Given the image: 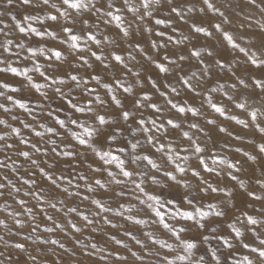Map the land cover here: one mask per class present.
<instances>
[{
  "label": "rangeland",
  "instance_id": "obj_1",
  "mask_svg": "<svg viewBox=\"0 0 264 264\" xmlns=\"http://www.w3.org/2000/svg\"><path fill=\"white\" fill-rule=\"evenodd\" d=\"M116 2L119 6L121 0H116ZM131 2L137 6L139 5V0H131ZM212 2L224 12V17L208 11L202 0H174V5L179 4L185 9L189 6L193 8L192 12L186 14L187 23H185L178 19L175 14L170 13V6L166 0H161V5L155 7L153 17H146L142 23L137 22L141 29L151 28L153 31L151 34L141 31L131 38L140 43L144 51L140 52L139 49H132L131 51L136 56V60L128 61L129 67L133 68V71L139 70L141 72L140 77L137 78L131 74L124 73V79L121 81L124 87L132 88V93H125L123 88H116L115 91L117 97L124 102V108L131 109L135 113L132 118L125 122L119 117L121 109L114 105L110 99L111 94H106L107 90L102 87L103 83L111 82L114 77H120L123 69L114 66L106 71L102 66L98 65L94 58L87 57V52L76 53L67 43L62 44L60 42L65 36L62 26L66 23L63 18L59 17L57 12V8L61 11L63 10L62 0H50L49 5H44L42 0H33L32 5H23L21 0H14V3L10 6L7 4V0H0V13L3 14L0 15V29L3 30L0 31V45H3L7 40L13 41V44L9 46L10 52H5L3 47H0V61H4V63H0V68L11 66L18 68L21 72L27 69L28 75L32 77V81H28L24 75L16 76L11 72H0V83L10 85L9 88H0V92L4 93V95L0 96V104L11 109L9 113H5L3 109H0V119H7L9 124L20 129L23 137L30 139L32 143H36L38 147H50L45 143L47 136L43 138L35 136L32 128L39 130V124L45 122L48 126L56 127L55 120L49 118L46 113L51 109L64 108V111H57L55 115H58L61 119H66L69 109L54 92V88L59 85L41 90L48 94L47 99L31 87L33 83H44L40 74L33 70L34 65L39 64L42 71H46V74L53 76L63 75L67 72H78L83 77L99 74L102 77L100 85L92 81L88 87L96 88L97 94L106 101V105L101 106L93 103L92 107L101 115L107 112L109 116L116 120V123L107 127L104 136H99L94 140V143L101 150H109L110 148L113 154L120 156L121 159L126 161L128 170L157 175L160 181L159 186L151 184L145 179L143 185L145 190L150 193L160 194L164 199L177 198L176 205L166 206L162 209L166 213L165 220L177 231L182 226L188 229L180 233L179 239H177L173 232L163 227V224L151 222L150 217L154 219V213L135 198L136 196H140L141 199L144 198L143 194L139 193L138 190L134 191L135 185L132 181L139 183L141 179L137 175L127 179L124 187L126 192L124 197L113 195V191H118L120 186L110 184V178L106 172L96 173L92 171V168L103 165L105 169L117 173L118 178H120L117 164L114 162L111 165H104L103 161H100L95 153L77 142L73 144V150L83 152L84 155L78 157L72 164L78 163L80 165L79 168H65L64 165L69 163V161L65 158L56 160L51 153L49 157L42 158L39 153L33 152V158L41 159V167H45L43 160H48L49 164L55 161V168L47 169L48 171L54 176H59L63 172L66 178H75L74 183H80L81 197H69L65 200V203L67 207H76L78 211L89 215V218L93 219L95 223L92 226L85 227L79 233L71 230L70 226L67 225L63 232L57 230L55 233H44V225H50L51 222L47 221L41 215L39 209L35 207L37 204L36 200L31 196L26 197L23 195L25 191L29 190V186L23 185L19 181L17 173L11 172L10 169H0V182H2L4 175H8L9 179L21 188L18 198L27 200V206L33 207V214L36 216L35 221L29 220L26 215L20 217L27 222L25 228L19 229L21 232L20 236H8L7 230L3 228H0V235H5V238L10 242L24 243L27 252L37 256L40 264H166L165 257L173 260L175 264H217L216 257L219 258V264H234L237 261L240 264H247L245 257L252 260L253 264H264V257H260L258 254L259 250H264V244L261 243V241H264V199H254L249 196L251 192L257 196L264 197V186L257 183L258 180L264 181V153H259L258 149V146L264 143V135L260 134L254 127L257 123L264 127V116L259 115V113L264 112V90L257 86L256 83L257 80L264 83V67L257 68L251 64L249 59V56L254 54L258 61H264V0H256L255 4L250 3V0H212ZM51 4H56L57 8H52ZM201 7L205 8L204 12L199 11ZM142 13L143 9H141ZM49 15H57L58 19L55 21L50 20L47 18ZM73 15H76V13L73 12ZM25 16H38L40 19L26 21L24 19ZM125 16L127 20H133V16L130 13L125 12ZM12 17H15V19ZM157 18L165 19L166 21L170 20L171 27L156 25L155 19ZM80 19H89V23L93 26L99 24L98 28L93 27V31L98 38L109 36L120 42L116 36L114 25H105L103 22L92 18L89 13L83 14L82 17L77 16V23L74 26V30L77 33H81ZM193 23L205 27L211 35L194 33L190 27ZM29 24L41 32H55L56 38L47 35L41 38L31 32L21 33L19 31V27L27 28ZM216 24H220L223 31L230 32L236 43L248 50V55L240 52L239 49L229 46L223 38V32L215 28ZM172 28H177L178 31L173 33ZM161 31L166 34L163 39L155 35L156 32ZM168 36L173 37L172 43L168 42ZM184 36L188 37V41H183L180 45L174 44L176 39L183 40ZM152 40L168 44L166 50L169 52H183L187 55L188 49L193 45L202 51L204 63L209 65L207 73L201 74L198 71L199 68H203V65H199L194 58L184 62L185 71H197V76L193 78L192 82L197 85V91L200 95H195L185 86L178 83L174 75L168 76L157 73L147 56H152L154 60H158L166 50L161 49L157 53L150 46V41ZM89 44H91L90 41ZM120 44L121 47L118 51L123 52L126 44L124 42H120ZM17 45H22V47H17ZM113 47L115 45L105 47V54L111 51ZM28 48L43 50V55L38 52V55L33 57L28 52ZM91 50L95 51L97 49L93 46ZM209 50L214 55L208 56L207 52ZM53 51L61 52L59 60L56 59ZM79 55L86 56L89 62L93 64V67L87 68L85 66L73 69V65L82 63L78 59ZM217 61L223 63L225 67H219ZM149 76L156 81L159 90L152 86V83L147 79ZM138 79L143 84V87L137 82ZM241 80L244 83H241ZM48 83L51 84V80ZM168 85L176 87L179 94L173 93ZM11 88H19L20 90L13 92ZM70 88L72 89L71 95L77 97L74 102L86 104L92 98L84 94L82 88H74L73 82L68 80L67 85L63 86V90L68 93ZM212 89H215V91H212ZM161 92L166 93V95L161 96ZM145 93L151 96V101L144 102L145 106L142 108L133 107V101ZM8 96H12L14 100H18L26 104L29 109H32V114L37 117V121L34 122L32 115H29L25 109L9 101L7 99ZM209 96L211 97V103H215L225 109L224 115L217 113L211 107ZM167 100H171L178 106L194 107L198 109L199 115L193 116L190 112L179 113L176 109L171 108ZM148 103H156L162 109V112L160 114L155 113L147 107ZM237 103H246V107L244 109L238 108L236 107ZM40 104H43V108L39 107ZM252 111H258L257 121L251 120L250 113ZM12 115H16L18 119L13 121L11 119ZM77 117L85 119L81 114L74 113L73 118ZM142 117L146 121L156 119L158 123L164 122L167 134L163 131L157 132L155 129L150 133H144L137 124V121ZM169 119L179 124L180 127L173 129L171 125L166 123ZM209 121H214V123H209ZM239 121H245L248 126L246 127L245 124H241ZM192 123L198 124L199 127L191 128L190 125ZM24 124H30L32 128H25ZM88 126L95 128L97 127V122L87 120L86 127ZM145 126L148 125L146 124ZM221 128L226 129V131H220ZM59 131L65 136L63 142L58 141L61 147L66 143H72L67 129H59ZM72 131L84 135L83 129H78L75 126H72ZM185 131L191 136L192 141H195L205 149L203 153H193L191 141L187 137L182 136ZM5 132H9V129L0 125V134ZM110 132H115L116 140L106 143V136ZM9 135L11 136L9 142L15 143L17 147L8 150L7 154L13 160H16L18 164L22 165L19 168V175L24 176L26 179H35V187L47 188V182L36 167L31 165L29 161H24L14 155L17 151L28 150L27 146L19 144V138L10 132ZM146 135L158 137L160 143H165L166 150L169 143L175 142L173 146L177 148V151H180V155L182 157L188 156L189 159L183 160L173 157L175 163L167 160L163 152H157L155 148L147 143L145 140ZM85 138L88 139V137ZM129 141L132 143L139 142V146L133 150L128 146ZM121 147H125L126 151L123 153L117 152L116 149ZM185 147L188 148V151H181ZM137 154H149L151 159L159 163L167 171L175 169L176 164L188 168L189 171L183 177H181L179 172H173V175H176L177 179L186 181L189 184V189L185 190L183 187L178 186L170 177H165L163 172L157 174L147 161L132 163L134 156ZM4 155V152H0V159H3ZM199 156H202L205 163L214 171L208 172L204 170L199 164ZM213 159L216 160V163H213ZM220 161H224V163H220ZM229 163L235 164L236 167L229 168ZM88 165L92 167L90 168ZM193 168L200 172V177L207 184H204L200 177L192 175L191 169ZM77 172H82L87 176L89 183L94 179H102L104 183L110 184L112 191L105 193L103 189L97 188V192L91 198L102 199V202L112 209L111 212L101 213L100 216L94 215L96 206L91 203V199L82 200V196L87 193L84 189V182L79 181L78 177H76ZM233 176L236 177L235 180L232 179ZM208 185L211 187L208 188L207 194L201 193L200 188ZM62 186L66 185L62 183ZM211 188H216L217 191L213 192ZM186 192H191L193 195L190 198L194 199V202H198L197 206L201 207L203 211L209 213L204 220L200 221L205 224L203 229L196 227V220H200L198 216L195 220L189 221L178 214L175 217L171 215V212L177 208L179 211L190 210L187 204L181 205V198ZM52 194L55 195L56 192L53 191ZM60 199H65V197L60 196ZM5 200L12 205L8 211L20 210L13 198L7 195L0 198V205H3ZM122 203L125 208L119 207ZM209 204H214L215 207L209 208ZM57 207L62 206L57 204ZM129 207L132 209L131 213L127 211ZM66 211L67 208H64V211L61 212L51 208L47 209L48 215H52L57 223H63L66 219H71L74 223L83 226L85 222L82 217L77 216L75 213L65 217L64 213ZM218 211L223 212L224 215L216 216L215 213ZM117 213H123V215H118ZM128 215H131L134 219L126 220L125 217ZM249 215L261 222L256 226L246 225L245 219ZM103 216H107L112 224H116L118 227L113 228L111 224L101 218ZM0 219L8 220L9 227H12L6 212L0 211ZM135 219H149V223L147 225H137L134 222ZM34 223L40 224V230L25 241L23 236L31 231V226ZM230 224L238 229L242 235L237 236L236 232L229 227ZM93 228L96 230L93 231ZM212 229H215V231L213 232ZM127 232H131L132 236L141 240L147 246V249L151 251L152 255L147 256L140 245H137L135 240L132 239V236L125 235ZM148 232L153 234L151 239L146 235ZM204 236H208L209 239L205 241L203 239ZM37 237L41 239L49 237L58 239L65 245L67 251L58 246L43 245ZM220 237H223V239H220ZM153 239L162 241L164 246L161 247L160 244L153 243ZM33 240H36L35 244H33ZM116 240L122 241L123 244H117ZM225 240L231 244V247L224 243ZM77 241L80 243H77ZM183 241L195 243L197 247L189 250L184 246ZM245 243L249 244L250 247L244 248L243 245ZM92 244H96L95 249L91 247ZM124 244L128 247L125 248ZM82 245H87V247H82ZM169 245L171 248L168 247ZM252 249H257V251L253 252ZM0 251L5 253L4 257H0L2 264H31L26 254L16 249L5 248L3 242H0ZM132 252L145 256V259L143 261L137 260L132 255ZM213 252H215V256H213ZM9 254L12 256L11 261L7 259ZM180 256H184L185 259H177ZM201 256L204 257L203 261L200 260Z\"/></svg>",
  "mask_w": 264,
  "mask_h": 264
},
{
  "label": "snow or ice",
  "instance_id": "obj_2",
  "mask_svg": "<svg viewBox=\"0 0 264 264\" xmlns=\"http://www.w3.org/2000/svg\"><path fill=\"white\" fill-rule=\"evenodd\" d=\"M167 4L170 6V13L175 14V16L187 23V20L185 19V16L187 13H190L193 11V8L191 6L187 7L186 9L183 8L179 4L174 5V0H166ZM203 5L206 6L207 10L218 14L221 17H224V12H222L216 4L212 2V0H202ZM14 3V0H7V4L10 6ZM21 3L23 5H32L33 0H21ZM42 3L44 5H49L50 0H42ZM250 3L255 4L256 0H250ZM63 10L61 11L59 8H57L56 4H51L52 8H57V12L59 14V17L63 18L66 23L62 26V31L65 34L64 38L60 41L62 44L67 43L76 53H83L87 52V57L94 58V60L98 63V65L102 66L104 70H110L114 66L118 68H122L123 72L121 73L120 77H114L111 82L103 83L102 87L107 90L106 94H111L110 99L114 103V105L121 109L119 113V117L121 120L127 122L130 118H132L135 113L131 111V109H125L124 108V102L117 97L115 94L116 88H123V91L125 93L131 94L132 88L131 87H124L122 84V79H124V73L131 74L137 78L140 77L141 72L139 70L133 71V68L129 67L128 61H135L136 56L133 55L132 49H139L140 52H143L144 49L141 47L140 43L134 41L131 39L135 35L139 34L141 31H146L149 34L152 33L151 28H145L141 29L139 26V23L137 22H143L146 17H153L155 7L161 5V0H139V5H135L131 2V0H121L120 5H117L116 0H62ZM141 9H143V13L141 14ZM200 12H204L205 8L201 7L199 9ZM73 12L76 13V15H73ZM125 12L132 14L133 20L129 21L127 20L125 16ZM89 13L92 18H95L97 21L103 22L105 25H114V28L116 30V36L119 38L120 42H124L126 44V48L123 52L118 51V49L121 47L120 42H118L116 39L110 38L109 36H102V38H98L97 34L93 31V27L98 28L99 24H95L94 26L89 23V19H80L79 23L81 24V33H77L74 30V26L77 23V16H83V14ZM0 15H3L0 13ZM15 19V17H12ZM50 20H57V15H49L47 17ZM24 19L26 21H32V20H39L40 17L38 16H25ZM156 25H167L171 27V21H166L165 19H155ZM191 30L196 33L200 34L203 33L205 35H211L205 27L193 23L191 26ZM215 28L217 30H221L223 32V38L227 42L229 46H231L234 49H239L240 52H244L246 55H248V50L245 48L240 47L238 43H236L233 35L228 31H223L221 29L220 24H216ZM0 31H3L0 29ZM19 31L21 33L31 32L34 33L35 36L43 38L45 35L51 36L53 38H56L55 32H41L38 31L36 28L32 27L30 24L27 28L25 27H19ZM177 28H172V32H177ZM7 35V33H5ZM155 35L161 37L162 39L165 37L164 32H156ZM167 40L169 43L173 42V37L168 36ZM89 41L91 44H89ZM183 41H188V37L184 36L183 40L176 39L174 41L175 45H180ZM83 42V43H82ZM13 44L12 40H7L3 45H0V47H3L5 52H10V45ZM108 45H115L111 51H109L107 54L104 52V48ZM95 46L97 50H91L92 47ZM150 46L152 49H155L157 53L160 52L161 49H167L168 44L166 43H160L156 40L150 41ZM17 47H22V45H17ZM28 52L32 54L33 57H36L38 55V52L40 55H43V50H38L36 48H28ZM53 54L55 55L56 59L59 60L61 57L60 51H53ZM208 56L214 55L212 51L207 52ZM84 55H79L78 59L82 63L79 65H73V69H76L77 67H87L92 68L93 64L89 62V59ZM27 58V57H26ZM50 58V57H49ZM190 58H194L199 65H203V68H199L198 71L201 74L207 73L209 71V65L204 63V59L202 58V51L197 48L195 45H193L191 48L188 49L187 55H185L183 52H169L165 51L163 55L160 56L158 60H154L152 56H147V59L151 61V63L154 65L155 70L157 73H162L168 76H175V79L178 83H180L182 86H185L189 91L193 92L195 95H200V93L197 91V85L194 84L193 78L197 76V71H185L184 68V62L188 61ZM249 59L251 60V64L259 67H264V61H258L257 58H255V55L249 56ZM0 63H4V61H0ZM138 63V62H137ZM217 64L219 67L223 68L225 65L221 63L220 61H217ZM51 67V65H49ZM33 70L38 72L40 76L43 78L44 83H33L31 85L32 88H34L37 92L41 94L42 97L45 99L48 98V94L46 92L41 91L44 88L52 87L54 85H59L54 88V92L56 96L64 101L65 106L67 109H69L67 113L66 119H61L58 115H55L57 111H64V108L60 109H51L49 110L46 115L49 118H52L55 120L56 127L48 126L47 123H41L39 124V130L36 128H32V125L30 124H24L23 126L25 128H32V131L35 133V136L37 137H45L47 136V139L45 143L49 145L50 147H38L36 143H32L30 139H27L21 135L20 129L13 127L11 124H9L7 119H0V125L4 126L5 128L9 129V132L14 135L15 137H18V143L27 146L28 150H20L14 153L15 156H18L22 158L24 161H29L31 165L35 166L38 172L42 175V177L47 182V188L45 187H35L36 186V180L28 178L26 179L24 176L19 175V168L22 167L21 164H18L16 160H13L11 156L7 154L8 150L15 149L17 145L15 143L9 142L11 139V136L9 135V132H5L3 134H0V152H4V158L0 159V169H10L11 172L17 173L19 181L23 185L29 186V190L25 191L23 193L24 196H31L34 200L37 201V204L35 205L36 208L39 209L42 216H44L47 221H50L51 224H45L43 227L44 233H55L57 230L63 232L65 229V226H70L71 230H74L75 232L79 233L84 230L85 227L92 226L95 221L93 219L89 218V215L84 214L83 212L78 211L76 207H67L65 200L69 197H81V185L79 182L74 183L75 178H66L61 172L59 176H54L50 171L47 169L55 168L56 164L55 161L51 164L48 163V160H43V164L45 167H41V159H34L33 158V152L39 153L40 156L43 157H49V154L51 153L52 156L59 160L60 158H65L69 163H66L64 165L65 168L68 167H75L79 168V164L73 165L72 162L76 161L78 157L83 156V152H77L73 150V144L77 143L81 146H86L88 150H91L93 153H95L96 156L99 157L100 161H103L104 165H111L112 163H116L119 168V177L118 174L110 171L108 169H105L103 165L97 166L95 168H92L93 172L101 173L106 172L107 176L110 178V184L118 185L120 186L118 191H113V195L124 197L126 195V192L124 190V187L127 183V179H131L133 175L139 176L140 182L137 183L136 181H132V183L135 185L134 191H137L141 194H143V199L140 198V196H136L135 198L139 200V202L146 206L148 210L154 213V219L150 217L152 223H161L163 224V227L168 229L170 232H173V234L179 239L180 233H183L187 231L188 229L186 227H180L177 231L174 229L166 220L165 216L166 213L162 211L166 206H173L177 203V198L173 197L171 199H164L160 194L156 193H150L145 190V187L143 186L145 183V179L147 182L159 186L160 181L158 180L157 175H152L151 173H141L138 171H130L126 167V161L121 159L120 156L113 154V152L110 150H101L97 148L96 144L94 143V140L97 139L99 136H104L107 127L111 126L112 124L116 123V120L109 116L107 112L103 115L97 113L93 107L92 104L96 103L101 106L106 105V101L101 98L99 94H97V89L93 87H88V85L91 84L92 81H95L97 85H100L102 77L99 74L91 75L90 77H83L80 76L78 72H67L63 75H50L46 74V71H42L39 64L34 65ZM0 72H11L16 76L24 75L27 77L28 81H32V77L28 75V70L26 69L24 72H21L16 67L6 66L4 68H0ZM147 79L152 83V86L154 88L158 89V85L155 80H153L150 76L147 77ZM51 80V84L48 83V81ZM68 80L73 82L74 88H82L84 94L91 96L92 98L87 101L86 104H80L77 102H74L77 100V97L72 96L71 92L72 89H69L68 93H65L63 90V86L67 85ZM138 83L141 84V87H143V84L139 81ZM241 83H244L242 80ZM257 86L261 87L262 90H264V83H262L260 80L256 81ZM115 86V87H114ZM171 88V91L173 93L179 94L177 92L176 87H173L171 85H168ZM10 85L7 83H0V88H9ZM234 87V85H233ZM19 88H11V91L17 92L19 91ZM212 91H215V89H212ZM4 95L3 92H0V96ZM161 96H165L166 93L161 92ZM7 99L9 101H12L14 104H17L20 108L25 109V111L32 115L33 121H37V117L33 115V110L29 109L26 104L21 103L18 100H14L12 96H8ZM209 103L211 104V107L221 115H224L225 109L223 107L217 106L215 103H211V97L209 96ZM231 99V97H229ZM151 101V96L148 94H143L142 96H138L133 101V107L135 108H142L145 106L144 102ZM167 103L171 106L172 109H176L179 113H186L190 112L193 116H198L199 111L198 109L194 107L189 106H178L177 104L173 103L171 100H167ZM39 107L43 108V104H40ZM147 107L152 109L155 113L160 114L162 112V109L156 104V103H148ZM236 107L244 109L246 107V103H237ZM0 109H3L5 113L11 112V109L8 107H5V105L0 104ZM74 113L81 114L82 117L85 119H81L80 117L73 118ZM260 116H264V112L259 113ZM251 120L257 121L258 119V111H252L250 113ZM11 119L13 121L17 120L18 117L16 115H12ZM87 120H94L97 122V127L92 128L91 126L86 127ZM168 125H171L173 129H178L180 127L179 124H176L173 122L172 119H169L166 121ZM209 123H214V121H209ZM241 124H245L247 127L245 121H239ZM138 126L141 127L142 131L144 133H150L153 129H155L157 132L163 131L165 134H167V129L165 128V123L160 122L156 119H151L146 121L143 117L137 121ZM148 126H145V125ZM72 126H75L78 129H83L84 135H80L75 131H72ZM191 128H198V124L192 123L190 125ZM254 127L258 130V132L262 135H264V127H261L259 123L255 124ZM59 129H67V132L70 133L72 143H66L63 145V147L60 146L58 141L63 142L65 139V136L61 134V131ZM220 131L224 132L226 129L221 128ZM183 137H187L189 141H191V147L193 149L194 154H201L205 151L203 147H201L198 143L195 141H192L191 136H189L188 132L182 133ZM85 137H88L86 139ZM239 139V137H237ZM116 140L115 132H110L106 136V143H110ZM145 140L149 145H151L153 148L156 149L157 152H163L165 156L167 157V160L172 161L175 163L176 159H183L188 160V156H181L180 151H177V148L174 145L175 142H171L167 145L165 143H160L159 138L154 135H146ZM128 146H130L133 150H135L139 146V142L132 143L131 141L128 142ZM259 153H264V143H261L258 146ZM117 152L123 153L126 151L125 147H121L116 149ZM181 151L187 152L188 148H182ZM199 164L200 166L208 171L212 172L214 169L210 168L207 163H205L202 156H199ZM11 161V163H9ZM138 161H147L149 165H151V168L155 170L157 174L163 172V175L165 177H170L172 181H175L178 186L183 187L185 190L189 189V184L184 181L183 179H177L176 175H173V172H179L181 177H183L189 169L186 167H182L180 164H176L175 169L172 171H167L162 168V166L150 158L149 154H137L134 156L132 163H136ZM213 163H216V160L213 159ZM220 163H224V161H220ZM90 168L91 165H88ZM229 168H235L236 165L229 163ZM27 171V170H25ZM192 175L194 177H200V172L197 171L195 168L191 169ZM35 175V173H33ZM76 177H78L79 181L84 182V189L87 194L82 196V200H90L93 205L96 206V212L95 216H100L101 213H108L111 212L112 209L110 207H107L105 203L102 202V199H96L91 198L96 192L97 188L103 189L105 193H108L109 191H112L110 188V184H106L103 182L102 179H94L91 183L88 181V177L85 176L82 172H77ZM201 181L204 184H207L206 181H203V178L200 177ZM232 179H236L235 176L232 177ZM62 183L66 186H62ZM258 184H261L264 186V181L258 180ZM211 186L208 185L207 187L200 188V192L207 194L208 188ZM75 189V190H73ZM213 192L217 191L216 188H211ZM53 191L56 192L55 195H53ZM21 188L17 186L16 183H13L11 179H9L8 175H4L2 177V182H0V198L5 197L7 195L8 197H12L15 203L19 206L20 210L16 211H8L12 207L11 204L8 203L7 200H5L3 205H0V211L6 212L7 216L10 218V221L12 223V227H9V221L6 219H0V228L7 230L8 236H20L21 232L19 229H23L27 226V222L20 217L23 215H26L29 220L35 221L36 216L33 214V207H28V201L25 199L18 198V194H20ZM193 194L191 192H186L185 195L181 198V205L187 204L189 206L190 210L186 211H179L177 208L175 211L171 212V215L175 217L177 214L185 218L186 220L192 221L195 220V218L198 216L200 220H196V227L199 229H203L205 227V224L200 222L204 220L209 213L202 210L201 207L197 206L198 202H194V199L190 198ZM60 196L65 197V199H60ZM249 196L253 197L254 199H264V197L257 196L255 193H249ZM57 204L61 205L62 207H57ZM120 208H125V205L122 203L119 205ZM209 208L215 207L214 204H209ZM51 208L56 210L57 212L64 211V208H67V211L64 213L65 217H67L69 214L75 213L77 216L82 217V220L85 222L83 226L78 225L77 223H74L71 219H66L63 223H57L52 215H48L47 209ZM129 213H131L132 209L129 207L127 209ZM118 215H123V213H117ZM216 216H222L224 215L223 212H216ZM103 220H105L107 223L111 224L113 228L118 227L116 224H112V222L108 219L107 216L101 217ZM126 220H133L134 217L131 215H128L125 217ZM137 225L139 224H145L147 225L149 223V219H135L134 221ZM261 221L256 219L253 216H246L245 223L246 225L256 226ZM40 224L34 223L31 226V231L23 236V239L26 241L31 238V236L34 233H37L38 230H40ZM230 228L233 229V231L236 232L237 236L242 235L238 229H236L233 225H229ZM17 229V230H14ZM96 229L93 228V231ZM254 230V229H253ZM214 232L215 229H212ZM125 235L132 236L131 232L125 233ZM146 235L151 239L153 234L151 232L146 233ZM37 239L40 240V243L43 245H53L58 246L61 249H65V245L60 242L58 239H53L51 237L47 239H41L40 237H37ZM115 239V237H113ZM132 239L135 240L137 245H140V247L145 251L147 256H151L152 253L147 249V246L142 243L141 240L136 239L135 236H132ZM203 239L206 241L209 239L208 236H204ZM220 239H223V237H220ZM0 242H3V246L5 248L16 249L19 250L21 253H24L27 255L28 261L31 262V264H40L37 256L33 255L31 252H27L25 244L21 242H15V241H9L5 238V235H0ZM36 243V240H33V244ZM77 243H80L77 241ZM117 244H123L122 241L116 240ZM153 243L160 244L161 247L164 246V243L159 240L153 239ZM184 246L191 250L197 247L195 243H190L188 241L182 242ZM224 243L231 247V244L227 240L224 241ZM262 244H264V241H261ZM125 248L128 246L126 244L123 245ZM82 247H87V245H82ZM91 247L93 249L96 248V244H92ZM171 248V246H168ZM244 248H249V244L245 243L243 245ZM67 251V249H65ZM253 252H256L257 249H252ZM213 256H215V252L212 253ZM259 256L264 257V250H259ZM132 255L137 258V260L143 261L145 259V256L138 255L136 252H132ZM5 253L3 251H0V257H4ZM103 258V257H102ZM7 259L9 261L12 260L11 254L7 256ZM123 259V257H122ZM166 261V264H175L173 260H169L167 257L164 258ZM179 260H184V256L177 257ZM200 260L203 261L204 257L201 256ZM217 264H219V258L216 257ZM245 260L247 264H253V261L250 259H247L245 257ZM2 264V262H0ZM234 264H240V262H234Z\"/></svg>",
  "mask_w": 264,
  "mask_h": 264
}]
</instances>
